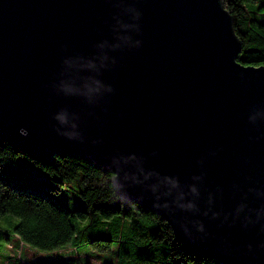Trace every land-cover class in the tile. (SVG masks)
<instances>
[{
  "label": "water",
  "instance_id": "obj_1",
  "mask_svg": "<svg viewBox=\"0 0 264 264\" xmlns=\"http://www.w3.org/2000/svg\"><path fill=\"white\" fill-rule=\"evenodd\" d=\"M223 0H0V134L76 155L223 264H264V65Z\"/></svg>",
  "mask_w": 264,
  "mask_h": 264
},
{
  "label": "trees",
  "instance_id": "obj_2",
  "mask_svg": "<svg viewBox=\"0 0 264 264\" xmlns=\"http://www.w3.org/2000/svg\"><path fill=\"white\" fill-rule=\"evenodd\" d=\"M257 5H254L255 2ZM233 18V29L241 50L237 61L244 65H264V0H223ZM20 155L27 156L43 172L44 189L16 186L8 170ZM81 173L82 208L69 209L55 194L62 182L55 178H73ZM112 174L92 161L68 154H56L50 160L36 157L0 134V214L18 219L9 229L0 228V249L11 245V236L48 252L70 246L107 252L114 245L117 264H223L179 241L169 224L134 201L122 199L111 182ZM88 216V224L73 225L71 216ZM20 256L15 262H20ZM48 264H91L79 255H70Z\"/></svg>",
  "mask_w": 264,
  "mask_h": 264
},
{
  "label": "rangeland",
  "instance_id": "obj_3",
  "mask_svg": "<svg viewBox=\"0 0 264 264\" xmlns=\"http://www.w3.org/2000/svg\"><path fill=\"white\" fill-rule=\"evenodd\" d=\"M256 1L254 5H257ZM260 11L264 8L259 9ZM43 170L33 164L31 160L24 155L17 158L15 167L8 170V176L12 183L16 186H30L34 188L44 189ZM62 182V189L55 194V197L67 208H82L80 192L83 189L81 181V173L79 172L73 178H64L62 175L56 174ZM90 218L88 216L80 217L78 214L71 216V223L84 226L88 224ZM18 219L9 214H0V228L9 229ZM74 255L81 256L90 261L91 264H117L118 256L115 245L107 252L93 251L88 247H80L73 250L67 246L53 251L42 252L27 244H19V240L11 236V245L8 244L0 249V264H48L58 262L60 259ZM20 256V262H15V257Z\"/></svg>",
  "mask_w": 264,
  "mask_h": 264
}]
</instances>
